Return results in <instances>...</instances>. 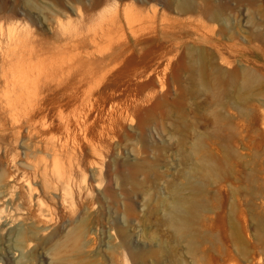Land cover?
I'll list each match as a JSON object with an SVG mask.
<instances>
[{"label":"rangeland","instance_id":"1","mask_svg":"<svg viewBox=\"0 0 264 264\" xmlns=\"http://www.w3.org/2000/svg\"><path fill=\"white\" fill-rule=\"evenodd\" d=\"M0 264H264V0H0Z\"/></svg>","mask_w":264,"mask_h":264},{"label":"bare ground","instance_id":"2","mask_svg":"<svg viewBox=\"0 0 264 264\" xmlns=\"http://www.w3.org/2000/svg\"><path fill=\"white\" fill-rule=\"evenodd\" d=\"M88 1V5L90 6V8L96 9L98 7H100L102 5L103 0H87ZM82 2V1H81ZM84 2V1H83ZM84 4V3H83ZM82 4V5H83ZM85 8V7H84ZM88 8V6H87ZM116 24H118V26H122L121 22H117V20H112V22L109 23V26L114 27L117 26ZM131 27V26H130ZM68 180V179H67ZM29 189V188H28ZM30 192H32V189H30ZM33 193V192H32ZM60 195V194H59Z\"/></svg>","mask_w":264,"mask_h":264}]
</instances>
